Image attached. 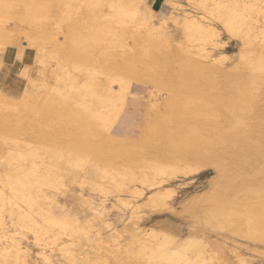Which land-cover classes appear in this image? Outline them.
<instances>
[{
	"label": "bare ground",
	"instance_id": "6f19581e",
	"mask_svg": "<svg viewBox=\"0 0 264 264\" xmlns=\"http://www.w3.org/2000/svg\"><path fill=\"white\" fill-rule=\"evenodd\" d=\"M5 1L4 0L1 1L0 5L2 2H4L5 5L9 4L8 0H7L8 4H6ZM66 1L67 3H65V6H63L64 8L62 10L63 11L62 15L63 14H64L63 16L66 15L65 17L66 20H64V18L63 19L60 17L59 18H60V21L64 20L68 22L69 20H67L68 19L67 17H71V16L76 17V15H79V14L81 17V15L83 14L82 11H85L87 6H88L87 7L88 9L89 8L93 9L95 8V6L97 7L98 10L95 8L96 9L95 11H93L94 9L91 11H89L90 9L89 10L86 9L87 10L86 13H88V17L89 15H91L90 20L94 19L95 13L100 14L99 5L101 6L100 1H103V0H85L84 1L85 9L82 8L83 9L82 11L80 10V7L78 9V6L81 4H79L77 8H75L69 4L68 0ZM127 1L130 2L131 0H126V1L125 0H115L114 2L116 4H114L112 0L111 4L113 3V5L111 6L117 10L113 9L114 13H112L113 11L111 9L112 11L111 13L114 14V16L112 15L111 16L114 18L110 17L111 19H113V20L111 19L110 20L112 22L115 19V23H109L107 20L106 21L108 23L107 22L104 23L105 19L108 18V16L107 17L103 16L102 21L104 20V22L102 24H99L98 22H100L101 18H99L100 19L99 20L98 17L100 15H98V16H95V18L97 17V19L99 20L98 21L96 19V21H98L96 22L98 23L96 26V24L94 23L95 19L92 20L93 23L91 21L92 24L89 22H86L85 21L87 20L85 19L86 15L84 14L85 16L83 18L85 20L81 18L82 21H77L76 23L75 19L73 18L75 23L73 25L71 24L72 26H69L74 31L72 34L69 31L71 36H69L70 39H69V45H68L70 46L69 50H71L72 52L71 54L74 56L76 60L75 61L74 59H71L73 60L72 62H74L73 63L74 68L72 69L75 70L76 68L75 66H77V68H79L78 71H80L81 69H86L88 67L89 71L87 72L89 73H86L87 75L86 74L82 75L80 79L77 77L79 79V81L77 80L78 82L74 80V77H72L74 81L70 79L66 86L57 85V87H54L55 95H53L54 97L51 100L52 104L49 106V108L52 111L56 110L57 115H59L60 117H65V119H67L69 123L68 124L69 131L63 134L62 137L59 136L60 138L59 137L57 138L55 135L57 134L62 135V133H60L62 131L61 130L62 127L60 126V123L59 125L58 124L55 125V127L53 128V131H54L53 134H55L54 135L55 138L54 137L53 138L55 140L56 139L58 140L56 141L54 140L55 143H53L52 146H50V143H49V145L48 144L44 145L45 147H43V150L41 149L44 153V156L42 157L43 168L41 167L42 160L39 159V156L38 158L36 157L37 160H40L39 163H41L40 167L43 170L42 172H45L47 175L46 177H44L45 175L44 176L42 175L43 177L42 176L38 177L40 178L39 180L41 184V186L39 187H42L43 182L41 183V181L42 179H45V178H48L47 181L50 182L48 183L46 181L48 185L54 186L55 183H56L55 184L56 186L60 185L61 182L60 184L57 182L62 180L63 175L59 176L58 175L59 172H62L65 174L64 180L68 179V181H70L69 183L73 182L74 184L76 183V180H78L81 172L85 173L86 175V173L90 171L91 173L99 172L102 175L101 176L102 183L106 181L107 183L105 182V184H108L109 187L111 188L110 184L112 183L109 184V182L111 181L113 182L116 181V184H117L119 183V181L126 182L127 180L128 181L130 180L128 183H131V180L134 178V174H136L133 172V170L136 169L137 171H139V173H137L136 175L140 174V176L138 175V177L142 179V184L146 186V189L153 190V189L158 188V190L151 192L148 198H146L147 199L146 201L148 202V204H151L149 205L150 206L149 208H151V206L154 204H157V207L160 205L163 206L165 200L171 197L170 192H168L167 190H161V189L159 190L160 187L163 188L164 183H166V181H168L169 179L167 180L162 179L161 182L157 179L159 182H155L153 177L150 178L147 175V173H151L153 170L157 171V173H159L158 175H161V174H167V172L169 171L173 173L172 169L178 168L177 171L179 170L180 172L186 171L185 174L188 175V173H191L193 171L196 173H199V172L201 173L203 169H205L208 166L211 168L210 170H212L214 173L213 174L214 176L209 180V189H210L209 193H213L216 189L215 175H217L218 173L219 174H222V173L229 174V172H232V169L234 168V172L236 171L235 173H237L239 175V178L242 180V181H239V185H238L239 187L238 186L236 187L237 189L239 188V191H241L240 188L245 190L243 192H239V191L237 192V189H236V191L234 190V193L232 195L234 196V199L232 198L234 201L231 204L233 205L234 210L235 208L238 209L237 210L238 212H235V213L232 212L234 214H230L231 211L229 212L227 210H223L221 208L223 206L221 205L219 208H217L219 204L216 203L215 202L216 200H215L214 203L215 205L217 204V206L216 208H214L213 207L214 205H213L212 206L213 208L211 207L212 210L208 209V211L210 210L211 212L209 211L208 213L207 209L204 207L206 209L204 210V212L206 211V214L207 213L208 214L206 215V218L204 220L205 223L203 222L202 223L206 225V229L208 227H209L208 229L211 228L210 230L211 232H212V229L215 230L217 228L219 229L218 231L220 232L221 230L224 229V231L228 230V232L229 230H235V232L237 233V231L240 232L243 228H246L250 234L252 233L253 235H255L258 231H260V229L261 230L264 229V12H262V15L260 14L261 12L259 13L256 12L260 14V16H262L260 25H257L259 21L254 22L253 20L254 15H252V13H254V11H257V9L254 8V6H257L258 4L263 3L264 0H250L252 3L256 4L254 6L253 4L249 5L248 2L250 1H248L247 2L248 4L246 5L243 1L242 3L241 1L239 2L238 0H228L229 3L227 4L225 0L224 4H227L228 6L226 7L225 12H222V14H220L221 10L218 12L217 11L218 9H215L218 14L214 18L217 19V21L221 24L224 30L230 35V37L238 40L241 44L238 54L236 53L238 57L237 59L238 61L235 60L237 61L236 64H234V67L230 68L229 70L227 69L224 70L226 67L221 68V64L225 65L222 62L225 60H228L226 55H221L219 59L214 60L211 57L210 52L206 49V46H208L209 43H212L213 42L212 39L216 37V34H215L216 32L210 29V26L207 25L209 23L206 24L202 18L201 19L200 17L195 18L194 16H190L191 14L189 13H188L189 15L183 13L182 18L180 17L184 23V24L182 23L183 26H185L184 27L185 32L183 31L182 32L185 33L186 34L185 36L189 39V41H191V42L186 41V43H189V44L195 43V45L197 46L195 50L197 51L192 53V50L191 51L187 50V48L185 47V49L180 48L181 49V54L179 53L180 55H177L176 54L177 52L176 53L173 52L175 53L174 55H172V52H169L171 53V55H169L168 51L170 49L171 42L169 44L168 38L165 37L164 35H156L153 32V30H150L151 27L149 30H147L148 32L150 31L149 33H147L148 34L147 36L148 38L152 37V39H147V41H144V43L142 44L139 42V40L142 37L140 38V35H139L140 33H137L140 30L141 26H139L137 22V16H138L137 11L138 10L136 8L138 6L136 4L141 1H137L136 4H133L134 2L132 3V1H135V0L131 1V5L132 4L134 5L133 7L134 9L130 8L131 6L129 7V4ZM200 1L203 3L204 0L203 1L200 0ZM206 1H205V5H206ZM57 2H60V1L57 0ZM49 3L48 5L52 6L50 5L51 3L50 4ZM108 4L110 5V3ZM214 4L217 5L218 3L217 4L214 3ZM84 5L82 7H84ZM220 5H223V4H220ZM90 6L91 7L94 6V7L91 8ZM204 6L203 8H200L202 9V12H203V9H205V12H207L206 14H209L213 11L211 10L212 9V6H211V8L209 7L210 10H208L209 11L208 13V11L205 8L207 5L205 7ZM217 6L216 8H219V6L218 7ZM42 7L43 9H45V11H47L46 9L50 8V7L47 8L44 6ZM26 8L27 10L26 9L25 10L28 12L25 11L26 12L25 14L26 15L28 14L27 16H29L28 20H26L27 22L29 21V19L33 20V19L40 17L38 14L40 11H42L40 10L41 9L40 4L39 6H31L30 8L26 6ZM53 8L54 7H51V9ZM215 10L214 12H216ZM222 11H224V9ZM245 11L248 12V15L243 14ZM45 13L47 14V12ZM0 14H1V6H0ZM44 17H46V15H44ZM132 22H134L133 23L134 27L139 26L140 28L135 29L136 31L135 30L131 31L132 28L130 29V23ZM147 22L148 21H146V24ZM146 24L144 27H146ZM180 26L183 27L182 25ZM153 29L155 30V28ZM78 31H81V32L79 33L78 36H75L74 34H78ZM82 32L83 34L84 33L85 34L84 35L81 34ZM156 33H158V31H156ZM6 34L8 35V33ZM115 34L117 35V37H115ZM26 35L27 34H25V36ZM72 35H74L75 37ZM2 36L5 37V35H2ZM8 36H9L8 39L10 40L11 39L10 35ZM127 36H130L129 41L133 40L132 43L135 45V46L134 45H131V46L138 47L139 49L138 56L136 55L137 54L136 52L131 50V46L128 47V45H126L127 44L126 42L128 41L125 42V40L124 41L122 40L125 37L127 38ZM141 36H144V35L141 34ZM38 38L40 39V37ZM144 38L142 39L145 40L146 38L145 39ZM66 39H67V35H66ZM188 39H184V40H188ZM83 40L84 41L86 40L88 42V44H86L87 42L85 43L87 46H83L84 44V42H82ZM13 41L15 40L13 39ZM48 41H50V39ZM10 43H13V42L11 41ZM220 46H222V43L220 44ZM31 47L33 48V45H31ZM21 48L22 46L20 47L19 50H18V47L17 49L15 48V50L18 51V54H19L18 55L16 53L18 55L16 56L17 58L22 56L20 55V52H19L21 51ZM36 48H34V50ZM173 48L174 46L172 47V49ZM54 49L56 50L57 48L55 47ZM65 50H62V51L67 52L68 49L66 51ZM62 51H61V54H62ZM36 53H37V49H36ZM57 54H54L56 55L54 56V58L58 57ZM64 54L68 56L66 53ZM4 56H2L1 54L0 57L3 58ZM97 56L99 58L101 57V59H98ZM169 56L170 58L171 57L173 58L172 60V62L174 61L173 65L169 64L170 62H168L171 60V59L170 60L168 59ZM61 57L66 59L65 56L63 57L61 55ZM138 59L140 60V62L141 61L143 62V63L141 62L140 66L143 64L142 66L144 67H145V64L143 60H148V64L146 66V72L142 75L138 74V71H137L138 67H136L135 65V62ZM1 60L2 59H0V65H1ZM139 60H138V63H139ZM72 62L70 63L71 67H73ZM81 65L85 67L87 66V67L86 68L82 67L80 69ZM142 66H141V69H142ZM155 67L159 69V71L157 70L158 73L155 71L156 70ZM66 70L68 72L67 68ZM143 70H140V71H143ZM70 71L73 72L72 70ZM68 74L70 73L68 72L66 73V76L64 75L66 79H67ZM98 75H104V76L106 75L107 77L111 76V80L110 82L104 81V80L99 82L96 80L97 79L96 76ZM72 76H74V74ZM65 77H64L63 82L65 81ZM135 80H139V81L141 80L143 82H151L152 85H154L152 87L156 89L155 91L158 93H162V91H165V94H163V96L162 95L159 96L160 99L161 98L164 99L165 109H164V112L163 110L162 112H160L159 107L153 106L154 104L152 103V105H150L151 107L149 106L150 108L148 109L147 114H146V117L148 118L144 124L146 131L143 137H141V139L143 138L142 143L137 144L136 142H132L130 146H122L120 145V133L122 131L121 129L113 131L112 126L116 124L119 118L122 117L124 113V108L127 103L126 97L128 94L129 85L132 81H135ZM80 82H82L81 85L79 84ZM114 82L117 84L116 89H113L112 86L110 85V83L112 84ZM60 84L62 85L61 82L59 83V85ZM180 94H188L193 97L192 102L190 101V104H189L190 106L187 109L183 108L185 106H180L181 103H184V101H186V97L183 95V98L185 97V99H183L180 97ZM179 99L184 100V101H181V103L179 102L180 104H178L177 100ZM19 100L16 99L15 101L17 102ZM7 101H10V99L7 98L6 95H3L2 93H0V107L1 108L6 107L7 105L9 106V104H6ZM26 103L22 105H25ZM28 104L27 106L29 107L30 104L29 105ZM14 110H16V108ZM10 116H9V113L7 114L5 112H2L0 114V127L2 126L0 128V184H1L0 185V264H7L9 263L8 261L10 259L11 260L13 259L12 261L14 263L18 262V260L16 259L17 260L16 261L15 258L21 259L20 257L21 255L19 256L18 254L23 253V252H20L21 244H18L20 245L19 247L16 244V241L14 240V235H15L14 231H13V236L11 237L7 236V234L3 232L6 230V226H4L5 222L3 223V220H2L4 211L8 212L7 215H9L11 219H13V217L15 218L16 222L14 221V223H16L15 225L19 227L17 228L18 230L20 228L21 229L24 228L26 230L30 229L31 231L36 230V232L34 231L36 236L38 235L36 234L37 230H39L38 228L43 227V225L45 228L46 226L47 227L49 226V229L52 228L55 232L57 230L59 231L60 229H66V223L62 221L61 219H59L55 214L48 213V216H47L46 215L47 211L46 212L41 211V214H42L41 219L37 218L40 215L39 213L40 211L38 212L39 215L38 214L36 215L35 213H33L37 217L29 214L31 213L30 212L31 206L37 203V201L34 199L35 202L34 200L33 202H31L33 197L31 196L32 198L30 199V196L28 194L29 192H27L26 190L28 187L26 188L25 185L29 183L27 180L28 177L26 179L28 183H25V181L23 182L20 180L25 177L27 170H26V167H24L23 165L24 162L19 167V164L22 163L21 162L22 159L20 160L18 156L21 157L22 155L23 156H27V155H24L23 152H18V150H17L18 156L16 155L17 153L15 152V155L18 158L15 157V155L9 154V150H10V153L11 152L14 153V150H15L14 148V150L12 151L9 148V146L11 147L12 144L16 143L18 144L19 147H22L20 146V144L22 145V142H23L22 138L24 137L22 134H20L22 136H18V135L15 136V137H18L17 138L18 140L21 139L20 144L18 143L19 141L17 139H16L17 141L15 142L13 141L14 134L12 131L13 126L10 124V118H9ZM159 123H161V126L162 127L164 126V128L167 129V131L169 130V132H171V133L169 132L167 133L170 134L168 135L170 136L168 140H169L170 152L172 153L170 154L172 155V159H170V157L167 156L165 152H162V153L160 152L159 155L153 154L154 158L152 159H150L148 156L150 155V152L152 151H155V153L156 151L159 153L161 149L164 151V147L158 144L156 145V142L160 140V138H162L161 135L159 134L160 128L158 129L157 127V124ZM13 125L14 126L16 125L15 122L13 123ZM19 125L21 126L22 124H19ZM9 126H12V128H10ZM16 134H19V133H16ZM50 135L51 134H49L48 137H50ZM26 138L29 139L30 136L29 138L26 136ZM26 138L24 137V139ZM53 138L49 139L50 142L51 140H53ZM31 139L32 138H30L29 141ZM29 141H27L26 143L30 145V143L32 142L30 141L29 143ZM36 141L38 143L39 139H37ZM11 142L12 144L10 145ZM45 142L42 144H45ZM33 143H32V146H33ZM16 144L13 145V147L16 146V149H18ZM27 144L24 147L26 148V150L24 149V152L28 151L29 149L27 148L29 147V145ZM32 146H30L31 149L32 148L38 149V147L40 149V146H36V147H32ZM31 149H29V151ZM37 149H34V150L36 151ZM20 153L21 154L23 153V154L20 155ZM43 153L41 154V151H40L39 153L40 156H42ZM32 158L33 157L29 158V160ZM27 159L28 158L24 159L26 163L29 161V160L27 161ZM115 160H118L116 164L113 163V161ZM15 163H17L16 168H15ZM26 163H25V166L28 164L27 166L29 167L30 164L29 163L26 164ZM102 165L104 166V168H102V169H105L104 171L103 170L101 171ZM34 166L32 167L34 168ZM197 167H199L200 169L197 170L196 169ZM37 170H38V174H40L41 171L39 172L38 168ZM110 170L112 171L108 173V171ZM32 171H35V169ZM177 171H175V173ZM35 172H36L35 174H37V171ZM229 175L231 176V174ZM229 175L227 176L226 179H229V178H232L234 180L236 179V178H233L234 176L230 177ZM138 177H137V180H138ZM173 177H174V173H173ZM219 178H220V175H219ZM31 179H34V178H31ZM35 180L37 181L38 179H34L33 181ZM29 181H32V180L29 179ZM36 181H35V184H36ZM79 181H81V179ZM220 181H217V182H220ZM228 182L230 181L228 180ZM33 183H32L31 189H33L32 188ZM47 183H45V185H47ZM116 184H114L115 186L113 187L116 188L117 185L118 187L123 186L120 183H119L120 185L119 184L116 185ZM220 184H222V182H220ZM37 185L34 187L35 193L37 191L39 193V190L35 189ZM225 185L226 184H224V187ZM56 186H54V188L58 189L59 187L58 186L56 187ZM227 186H229L228 188L230 189V185L227 184L226 187ZM24 187L26 189H24ZM119 189H121V187H119ZM135 189L137 188H134L133 190L135 191ZM232 189L230 192H233ZM226 191L229 192V190L227 189ZM34 192L32 194H34ZM188 198L187 200H185V202L183 201L184 202L182 204L183 207L190 205V204H197L199 200L202 198V195L192 196L190 199ZM220 202L221 201H219V203ZM31 203L33 204L31 205ZM145 204L148 205L147 203ZM36 205H38V203ZM146 205L144 206L146 207ZM28 207H30L28 209L30 210L29 213L27 212V209H26ZM153 208H156V206H154ZM220 208L223 211L219 210ZM38 209H40V207ZM41 210L43 209L41 208ZM43 213L45 214V217L43 216L44 215ZM197 218H200V217H197ZM3 226L5 230H3L2 228ZM11 227H14V226H11ZM64 233L65 232L62 231V234ZM8 234L10 235L11 233H8ZM19 234L22 235L21 231L18 234L16 233L17 236ZM144 234H147V233H144ZM53 235L55 236L54 233ZM216 235H218L217 232H216ZM199 238L203 240L206 244V253H204L205 251L203 252V250L201 249L194 256L183 255L179 249L181 248V244H177L175 249H171L169 245L171 244V241L173 242V239L172 237L169 236V233L165 231H159L158 233H155L152 231L150 234H147L145 238L138 236L137 233L133 234L132 237H127L126 248L129 247L128 248L129 255L132 256V259L134 260L135 264L136 263L137 264H229L227 257L225 255V252H224L225 250L224 248H227V245H224V243L223 244L221 243L224 246H220L219 244L220 242L218 243L217 240H210L208 236L206 237L202 235V236H199ZM2 239H5L6 242L9 241L7 242V244L8 243L9 244L4 245L6 243L5 240H4L5 242L4 244L1 243ZM105 240L106 239L104 238L103 241ZM226 240L228 239L226 238ZM103 241L101 242L102 243L106 242V241L105 242ZM72 245L73 244H71V246ZM63 246L66 247L65 244ZM137 247L139 248L138 250L136 249ZM72 248L73 247L70 248L71 250L67 248V250L68 249L70 250L69 252L65 250V248H62L61 250L63 251L64 249L65 251L64 255H62L63 254L62 252H61L62 253L61 255L66 261H69V260L71 261V259H73L72 255H74L75 250H72ZM57 251L60 252V250H57ZM112 253H115V251H113ZM23 255L25 256L26 253ZM114 256L116 255L114 254ZM41 258L43 259V257ZM49 259L50 258H47L45 256L42 263L50 264ZM45 260H47V262ZM22 263L24 264L25 261L24 262L22 261ZM34 264H36V261ZM105 264H106V261H105Z\"/></svg>",
	"mask_w": 264,
	"mask_h": 264
},
{
	"label": "rangeland",
	"instance_id": "374dc122",
	"mask_svg": "<svg viewBox=\"0 0 264 264\" xmlns=\"http://www.w3.org/2000/svg\"><path fill=\"white\" fill-rule=\"evenodd\" d=\"M1 1H3V0H0V2ZM8 1H9L8 2L9 4L7 3V0L5 1V3L8 5H5L4 2H2L0 5L1 6V14H0L1 15L0 16V28H1L0 29L1 30L0 31L1 32L0 33V38H1V40H0V56H1V54H2V56L6 55L3 58L0 57V59H2L1 65H0V93H2L3 95H6V97L9 98L10 101H7V103H6V104H9V106L8 105L6 106L7 108L6 107H4V108L0 107V114L2 112H5L7 114L9 113V116L11 115L9 118H10V124L13 126V128H12V126H9V127L12 128V131L14 134L13 135L14 136L13 137L14 142L18 140L17 139L18 137H15L17 135L18 136L23 135L25 138H26V136L28 138L30 136V138H32L30 141L32 143L34 142L33 146H32V143H30V141H29L30 138L29 139L26 138L27 139L26 140V139H24V137L23 138L21 137L22 141H23L22 145H21L20 144L21 139L19 137L20 140H18L19 141L18 143L22 147H19L18 144L15 143L18 147V149H16V146L13 147V145H15V144H12V142H11L10 145L12 144L11 147L13 149L10 146H9V148L12 151L14 150V148H15V150H14V153L13 152L10 153V150H9V154L15 155V152L17 153V150H18V152H23L24 155H27V156H23L22 155L23 153L22 154L20 153V155H22L20 157V156H18V153H17L16 155L19 157L20 160L21 159L24 160V159L28 158L27 159V161H28L29 158L33 157L32 159H30L27 162L31 165V167L35 165L34 168L32 167L33 169L30 167V165H29L30 168L27 166L28 164L26 163L25 160L24 161L21 160L22 163H20V161H19L20 164L18 163L19 167H20L24 162L23 165H24V167H26V170H27V172L25 174L26 178L24 177L23 179H20V180L23 182L25 181V183L29 182L27 185H25V187L26 188L30 187L29 188L30 190L28 188L26 189L25 187H24V189H26L27 192H29L28 194L30 196V199L33 197L32 201L31 200L30 201L33 202V200L35 199L38 203V205H36L37 203H35V204L31 203V205L32 204L33 205L32 206L30 205L31 208L30 207L26 208L27 212L29 213V211L31 210L30 211L31 213H29V214L32 216H35V217H37L36 215L37 214L39 215V213H40L39 217H37L39 219L42 218L41 211L42 212L47 211L46 212L47 216H48V213L49 214H55L59 219H61L62 221H64L66 223V229H60L59 231L57 230L55 232L52 228L49 229V226L48 227L46 226V228H45L43 225L44 228L43 227L38 228L40 231L37 230L36 234H38V235L36 236L35 235L36 230H34L35 232L31 231L30 229H27L28 230L27 231L24 228H22V229L20 228L18 230L17 228H19V227L17 225H15L16 223H14L15 218L13 217V219H11L9 217V215H7L8 212L4 211L2 220H3V223L5 222L4 226H6V230L3 226L2 228H3V230H5L3 232L6 233L7 236L11 237V236H13V231H14V234H15L14 240L16 241L17 245L21 244V247H20V245H18V246L20 247V252H23L21 254L20 253L18 254L19 256L21 255L20 256L21 259L15 258V260L17 259L18 262L14 263L12 261L13 259L12 260L10 259L11 262L9 260L8 261L9 263H7V264H13V263L14 264H20V263L23 264L22 261L23 262L25 261L24 264H26V263L27 264H30V263L34 264L35 261H36V264H43L42 261L44 260L45 256L47 258H50L49 259L50 264H105V261H106V264L107 263L108 264H116L118 261L119 262L117 264H129V263L135 264L134 260L132 259V256L129 255V252H128L129 247L126 248L127 237H132L133 234L137 233L138 236L145 238L146 235L150 234L152 231L155 233H158L159 231H165V232L169 233V236L172 237V239H173V242L171 241V244L169 245V247L171 249H175L177 244H181V248H179V249L183 255L194 256L201 249L203 250V252L205 251L204 253H206V244L203 240H201L199 238V236L203 235L206 237L208 236V238H210V240H217L218 243L220 242L219 243L220 246L227 245V248H224L225 249L224 252H225V255L227 257L229 264H264V240H263L264 239V229H262V230L260 229V231H258L255 234L256 235L255 236L252 233L250 234L246 228H243L240 232L237 231V233L235 232V230H229V232H228V230L224 231V229L221 230V232H220V231H218L219 229H217V228L215 230L212 229V232H211L210 231L211 228L208 229L209 227L207 226L208 228L206 229V225L203 224V223H205L204 220L206 218V215L209 213L210 210H212L211 207L214 205L213 207L216 208L217 204L215 205V203H214L215 200H216L215 202L219 204L217 206V208H219L221 205V206H223V207H221L223 210H227L229 212L231 211L230 214H234L235 212H238L237 208H235V210H234V207L231 203H233V201H234L233 200L234 196H232L234 193V190L236 191V189H237L236 186H238L239 181H242V180L239 178V175L237 173H235L236 171L234 172V168L232 169V172H229V174H231V176L228 173L227 174L230 177L234 176L233 178H236L237 180L236 179L234 180V179L229 178V177H228L229 179H226L228 176L226 173L225 174L224 173H222V174L218 173L217 175H215V178H216V189H215V191H216V193H215V191L213 193H209V190H210L209 189V180L214 176L213 175L214 173L212 170H210L211 168L208 166L205 169H203V171L201 173L200 172L196 173L193 171V172H191L192 174L188 173V175L185 174L186 171L180 172V170L177 171L178 168H174V169H172L173 173H174V177H173V173H171L170 171L167 172V174L158 175L159 173H157V171L153 170L151 173H147V175L150 178L153 177L155 182H159V181L161 182L162 179L163 180L169 179L168 181H166V183H164V185L162 184L163 188L160 187L159 190L160 189L161 190H167L168 192H170L171 197L169 199L165 200L163 206H161L159 204L161 207L160 206L157 207V204H154L151 206V208H149L150 207L149 205H151V204H148V202L146 201L147 200L146 198H148V196L151 194V192L158 190V188L153 189V190L146 189V186L142 184V179L138 177V175L140 176V174L136 175L137 173H139V171H137L136 169H134L135 171L133 170V172L136 174H134V178L132 179L134 181L131 180L132 184L128 183L130 180L129 181L127 180L126 181L127 183L125 181H122L123 184L121 181H119V183L121 185L125 186V187L119 186V187H121V189H119V187L117 185L119 183L116 184V181L115 182H113V181L109 182V184L112 183V184H110V186H111V188H110L108 184H105L106 181L102 183V181H101L102 175L99 172L98 173H91L90 171L87 172L86 175H85V173L81 172L78 180H76V183H74V184H73V182L69 183L70 181H68V179L64 180L65 174L62 172H59L58 175L59 176L63 175V176H62V180L57 182L59 184L61 182L60 185H57L59 187L58 189L54 188V186H56L55 185L56 183L54 184V186L48 185V183H50L47 181L48 178H45V179L41 178L42 179L41 183L43 182L42 183L43 185H42V187H39V186H41V184H40V180H39L40 178H38V177H41L42 175L43 176L45 175L44 177L47 176L45 172H42L43 171L42 170V168H43L42 157L44 156V153L42 150H43V147H45L44 145H46V144L49 145V143H50V146H52L53 143H55L54 142L55 136L57 138L59 136L62 137L63 134H65L66 132L69 131L68 130L69 129L68 128L69 123H68L67 119H65V117H60L59 115H57L56 110L52 111L49 108V106L52 104L51 100L54 97L53 95H55V90H54L55 88L54 87H57V85L58 86H66L70 79L73 80L72 77H74V80L79 81V79L82 77V75L89 73V72H87V71H89V68L87 66H86L87 68L85 66H82V65L80 66V69L83 67V68H86L87 70L81 69L80 71H78L79 68H77V66H75L76 67L75 70L72 69V68H74V66H73L74 62H72L73 60H71V59L75 60V58L71 54L72 52H71V50H69L70 46H68V45H69V39H70L69 36H71V34L74 31L69 26H72L75 23V21H76V23H77V21H82V19L83 20L87 19L85 21L89 22V23H91V21L95 19L94 23L97 26L98 23L102 24L104 22V20L102 21L103 16L104 17L108 16V18H106V19L104 18L105 19L104 23H106L107 21L109 23H115V19H114V21L111 22V20H113V19L110 18V17L114 16V14H112V13H114L113 9H115V8H113L111 6V5H113V3L111 4L112 0H105L106 2L104 0L100 1V4L102 6L101 7L99 5L100 14L95 13L94 19L90 20L91 15H89V17H88V13H86V11H87L86 9H88L87 8L88 6L86 5L87 7L85 9V5H84L85 0H72V1L68 0L69 4L75 8H77V6L79 4H81L78 6V9L80 7L81 11L83 9H85V11H82L83 14L81 15V17H80V14L76 15V17L71 16L72 18L67 17L68 18L67 20H69L67 22V21H64V20H66V18H65L66 15L65 16H63L64 14L62 15V13H63L62 10L64 8L63 6H65V3H67L66 0H64V1L58 0L60 2L62 1L61 3L57 2V0L56 1L52 0L53 2L51 0L50 1L49 0H8ZM47 1H48V3L50 2L51 4L50 3L49 4L52 6H49ZM114 1L115 0H113V2ZM131 1L130 2L127 1V2L129 4V7L131 6L130 8H132V9H134L133 4H136L137 1H141V2L136 4L138 7L137 8L135 7L138 10L137 11L138 12L137 22H138V25L141 26V28L139 26L134 27V25H133L134 22L130 23V29L132 28L131 31H134L135 29L140 28L139 31L137 30L138 31L137 33H140L139 34L140 38L141 37L146 38V39L144 38L145 40H143L142 38H141L142 40L141 39L139 40V42L141 44L144 43V41H147V39H152V37L148 38V36H147L148 35L147 33L150 32V31L148 32L147 30H149L151 27L150 30H153V32L156 35H164L165 37L168 38L169 44L171 42V45H170L171 51H170V49L168 51L169 55H171V53H169V52H172V55H174L176 52H177L176 53L177 55H180L181 49L182 48L185 49V47L187 48V50H190V51L192 50V53L196 52L197 50H195V49L197 48V46L195 45V43H190V44L186 43V41H189V39L185 36L186 34L183 33V32H185V28H184L185 26H183L184 23L181 19L183 13L187 14V15L191 14L190 16H194L195 18L200 17V19L202 18L206 24L209 23L207 25L210 26V29H212L214 32H216L215 33L216 37L212 39V41H213L212 43H209V45L206 46V49L210 52L211 57L214 60L219 59L221 55L227 56L228 60H225L222 62L225 65L221 64V68L226 67L224 70H226V69L229 70L230 68H233L234 64H236V62L238 61L237 60L238 57H237L236 53L238 54V51L240 50V47H241L240 42L238 40L230 37V35L224 30V28L217 21V19L214 18L218 14L217 11L219 12L221 10L220 14H222V12H225L226 7H228L227 6V4L229 3L228 0H226L227 4H224L225 0H221V2H220V0H215V1L214 0H208V1L202 0L203 3L200 0H196V2H195V0H135V1H132V3L134 2L132 5H131ZM197 1L201 7L198 5ZM205 1H206L207 6L205 5ZM238 1L239 2L243 1L246 5L248 3H249V5H251V4H253V6L256 5L255 3H252L250 0H238ZM248 1H250L251 3ZM108 3H110V5ZM214 3H216V4L218 3L217 5L219 6V8H216L217 5H215ZM39 4H40V8H41L40 10H42V11L39 10L40 12L38 13L40 17L33 19V20L29 19V21L27 22L26 20H28L29 16H27L28 14L27 15L25 14L26 12H28V11H26L27 10L26 6H28V8H30L31 6H39ZM114 4H116V3L114 2ZM201 4L203 6L204 5L206 6V7L205 6L204 7L206 8L207 11L210 10L209 7L211 8V6H212L211 10H213V11L212 12L210 11L211 13H209V11H208L209 14H206L207 12H205V9H203V12H202V9H200V8H203V6ZM220 4H223V5H220ZM83 5H84V7H82ZM42 6L47 7V8L50 7V8H48L49 10L46 9L47 11H45V9H43ZM51 7H54V8L51 9ZM93 7H91V8H93ZM220 7H221V9H220ZM95 8L97 9L96 6H95ZM95 8H93L94 10L90 9V8H89L90 10L89 9L88 10L89 11H91V10L95 11L96 10ZM254 8H256L257 11H254V13H252V15H254L253 20H254V22L259 21L257 23V25H260L261 24V17H262V16H260V14L262 15V12H264V2L258 4L257 6H254ZM111 9L113 12L111 11ZM215 9H218V10L216 11ZM223 9H224V11H222ZM43 10L45 12H47V14ZM115 10H117V9H115ZM214 10L216 12H214ZM49 11L52 13H50ZM256 12H258V13L261 12V13L258 14ZM243 14L248 15V12L245 11ZM44 15H46V17H44ZM98 15H100L98 17V19L101 18V20L99 19L100 22H98L99 20L97 19V17L95 18V16H98ZM84 16H85V19L83 18ZM59 17L62 19L64 18V20L60 21ZM73 18L75 19V21L73 20ZM79 18H80V20H79ZM112 18H114V17H112ZM40 19H41V21H40ZM96 19L98 21H96ZM108 19L109 20L111 19V20L109 21ZM88 20H90V21H88ZM146 21H148L147 24H146ZM96 22H98V23H96ZM92 23H93V21H92ZM57 24L59 25V27ZM145 24H146V27H144ZM180 25H182L183 27H181ZM152 27L155 28V30ZM56 28H58V29H56ZM182 28H183V30H182ZM130 29H129V31H130ZM69 31L71 34L69 33ZM156 31H158V33H156ZM4 32L8 33V35H10V38L12 40L11 39L9 40L8 39L9 36ZM80 32L81 31H78V34H74V35L78 36ZM142 32H144L146 35ZM25 34H27V35L25 36ZM81 34H83V32ZM141 34L144 36H141ZM2 35H5L6 38ZM66 35H67V39H66ZM74 35H72V36H74ZM38 37H40V39ZM115 37H117L116 34H115ZM115 37H113V38H115ZM127 38L125 37L122 39L123 41L125 40V42L128 41V42H126L127 43L126 45H128V47H130L131 45H134L132 43L133 40L129 41L130 36H127ZM13 39L15 41H13ZM49 39L51 42L48 41ZM184 39H188V40H184ZM81 40H82V38H81ZM11 41L13 43H10ZM66 41H67V43H66ZM82 42H84V44H85L87 41L83 40ZM189 42H191V41H189ZM8 43H10V44H8ZM221 43H222V46H220ZM55 44H56V46H55ZM57 44H58V46H57ZM84 44H83V46H87L86 44H88V42L85 45ZM172 44L174 46L173 49H172V47H173ZM18 45L20 47L22 46L21 51H19L20 55H22V56L18 57L19 59L16 57L19 55L18 51L15 50V48L17 49V47H18V50L20 49V47ZM31 45H33V48L31 47ZM157 45H159V44H157ZM134 46H131V50L136 52L137 53L136 55L138 56L139 49H138V47H134ZM53 47L54 48L56 47L57 49L55 50ZM34 48L37 49V53H36V49L34 50ZM65 49L66 50L68 49L67 52L62 51ZM52 50L55 52H53ZM61 51H62V54H61ZM52 52H53V54H52ZM173 52H175V53H173ZM64 53H66V54L69 53L70 55L67 54L68 56H66ZM54 54H57L58 57L54 58V56H56ZM61 55L63 57L65 56L66 59L62 58ZM68 58L72 62L73 67H71V65H70L71 62L69 61ZM63 59H65L66 61ZM98 59H101V57L100 58L98 57ZM168 59L169 60L171 59L170 61H168V62H170L169 64L173 65V62H174V61L172 62L173 58L172 57L170 58V56H169ZM138 60H136L135 65H136V67H138L137 68L138 74L142 75L146 72V66L148 64V60H143L145 67L142 66L143 65L142 64L141 65L142 69L140 66L142 61L140 62V60H139V63H138ZM235 60H237V61H235ZM145 61H147V62H145ZM65 63H66V65H65ZM78 67H79V65H78ZM66 68L68 69V72L70 73V74H68L67 79L65 77L66 73H68ZM139 69L140 70L145 69V70L140 71ZM155 69L154 70L158 73L159 69L157 67H155ZM70 70H72L73 72H71ZM140 72H142V73H140ZM73 74H74V76H72ZM105 76L104 75H98V76H96L97 77L96 80L99 82L103 81V80L110 82L111 76L110 77L109 76L105 77ZM64 77H65V81L63 82ZM76 81H75V83H76ZM60 82L62 83V85L61 84L59 85ZM140 83H142V84H140ZM53 84H55V85H53ZM79 84L81 85L82 82H80ZM110 85L112 86L113 89L117 88V84L115 82L112 84L110 83ZM152 86H154V85H152L151 82H143L141 80L140 81L135 80V81H132L130 83L129 88H128L129 95L127 96V103H126V106L124 108V113H123L122 117L117 120L116 124H114L112 126L113 131L118 130V129H121V131H122L120 133V145L130 146L132 144V142H136L137 144L142 143L143 138L141 139V137H143V135L145 134V131H146L144 124L148 118V117H146V114H147L148 109L151 107L150 105H152V103L154 104L153 106L159 107L160 112H162V110L164 112V109H165L164 108V105H165L164 99L163 98L160 99L159 96L160 95L163 96V94H165V91H162V93H158L155 91L156 89H154ZM53 90H54V92H53ZM24 93H25V95H24ZM183 95L186 97V101L179 99V100H177V102H178V104H180L181 101H184V103H181L180 106H185L183 108L187 109L190 106L189 104H190V101L192 102L193 97L191 95H188V94H180V97L183 98ZM178 97H179V95H178ZM185 97L183 99H185ZM23 98H25V99H23ZM16 99H18V100L20 99V100L16 102L15 101ZM26 99H27V101H26ZM10 102H11V104H10ZM24 103H26V104L22 105ZM27 104L29 105V107L27 106ZM15 106H17V107H15ZM22 106L25 108H23ZM15 108H16V110H14ZM22 108H23V110H22ZM15 119H16V121H15ZM20 120H21V122H20ZM14 122L16 124L15 126L13 125ZM22 122H24L25 124ZM59 123H60V126L62 127L61 130L63 132L62 131L60 132V133H62V135H60V134L55 135V134H53L54 133L53 128L55 127V125H57V124L59 125ZM19 124H22V125L20 126ZM157 127H158V129L160 128L159 134L161 135L162 138H160L161 141L158 140L159 142L158 141L156 142V145L158 144V145H161L162 147H164V151L162 149H161V151H159V153L157 151H156V153H155V151H152L154 153L150 152V155H148V156L150 159H152V158H154L153 154L159 155L160 152L161 153L165 152V154L167 156H169L170 159H172V155H170L172 153L170 152V146H169V140H168L170 137L168 135H170L169 133H171V132H169V130L167 131V129H165L164 126L162 127L161 123L157 124ZM51 131H52V133H51ZM167 132H169V133H167ZM16 133H19V134H16ZM20 134H22V135H20ZM49 134H51L50 137H48ZM52 134H53V136H52ZM45 137H47V138H45ZM51 138H53V140H51V142H50L49 139H51ZM37 139H39L38 143L36 141ZM40 139H41V141H40ZM56 140H58V139H56ZM27 141H29L30 145L26 143ZM44 142H45V144H42ZM25 143L27 145H29V147H27L29 149H31L30 146H32V147L40 146V149H39V147H38L39 150L37 148H34V149H37L35 151L32 148L30 151L28 149V151L24 152V149L26 150V148H24L26 146ZM35 143H36V145H35ZM21 150H23V151H21ZM37 151L39 153L41 151V154L43 153V155L40 156V154ZM168 151H169V153H168ZM35 152H37L38 154ZM31 153H32V155H31ZM28 154H29V156H28ZM16 155H15V157H17ZM38 156H39V159L42 160L41 161L42 166L40 165L41 163H39L40 160L36 159V157L38 158ZM31 160H33L35 164ZM117 162H118V160L113 161L114 164H116ZM25 163L27 164L26 166H25ZM16 164L17 163H15V168L17 167ZM102 166H101V171L102 170L104 171L105 169H102V168H104V166L103 167ZM37 168L39 169V172L41 171L42 173L40 172V174H38ZM34 169H35V171H37V174H35L36 173L35 171H32ZM196 169L199 170L200 168L197 167ZM111 171L112 170L108 171V173H110ZM175 171H177V172L175 173ZM32 172H33V174H32ZM43 173H45V174H43ZM30 174H31V176H30ZM223 174H224V176H223ZM219 175H220V178H219ZM135 176L138 177V180H137V177H135ZM27 177H28V179H27ZM31 178L38 179L37 181L35 180L36 184H35V181H33L34 179H31ZM26 179L28 180V182ZM29 179L32 180L34 183L32 181H29ZM80 179H81V181L82 180L83 181L82 182L79 181ZM228 180L230 182H228ZM233 180H234V182H233ZM62 181H63V183H62ZM217 181L222 182V184H220V182H217ZM30 182L33 183V187H32L33 189H31L32 183H30ZM45 183H47V185H45ZM34 184H35V186L38 184L37 187L35 188V189L39 190V193L36 190L37 194L34 192L35 191L34 190V187H35ZM114 184L117 185L116 188L113 187V186H115ZM224 184L230 185V189L228 188L229 186L226 187V185H225V187H224ZM134 188H137V189H135V191H134L133 190ZM101 189H103V190H101ZM226 189L229 190V192L226 191ZM231 189L233 190V192H230ZM240 190L241 191H239V188H238L237 192L238 191L239 192L245 191L241 188H240ZM30 191H31V193H30ZM33 192H34V194H32ZM33 195H35V196H33ZM200 195H202V198L199 200V202L197 204H190V205H187L185 207L182 206V204L185 202V200H187L188 197H189L188 199H190L192 196H200ZM230 196H231V198H230ZM35 200H34V202H35ZM219 201H221L222 203L221 202L219 203ZM143 203H144V205H146L145 203H147L148 205H146V207H145L143 205ZM154 206H156V208H153ZM39 207H40V209H38ZM204 207L207 209V211H208V209H210L207 214H206V211L204 212V210H206ZM29 208H30V210H28ZM41 208L43 210H41ZM202 208H203V210H202ZM221 208L219 210H222ZM232 212H234V213H232ZM33 213H35L36 215ZM203 213H205V214H203ZM197 215H199V216H197ZM43 216L45 217V214ZM197 217H200L201 219L197 218ZM5 219H6V221H5ZM10 225L14 226V227H11ZM7 226H9V227H7ZM12 228H13V230H12ZM212 228H214V227H212ZM48 230H50L52 232L54 231L53 233L55 234V236L53 235L52 232H50ZM20 231H21L22 235L19 234L17 236L16 233L18 234ZM62 231L65 233L62 234ZM222 231H223V233H222ZM31 232L32 233L34 232V233L32 234ZM42 232H44V233H42ZM118 232H120V233H118ZM216 232L220 237L218 235H216ZM8 233H11V234L9 235ZM116 233H118V234H116ZM144 233H147V234H144ZM104 238L106 239L105 240L106 242L103 241ZM226 238L228 240H226ZM2 240H1V243L4 244L6 242V240L5 239H2ZM4 240H5V242H4ZM70 241L71 242L74 241V242L71 243ZM101 241H103L105 243H102ZM7 242H9V241H7ZM7 242L4 245H8L9 243L7 244ZM66 243H68V244H66ZM221 243L222 244L224 243V245H222ZM64 244L66 245V247L63 246ZM71 244H73V245L71 246ZM68 246H70V247H68ZM71 247H73L72 250H75L74 255H72L73 259H71V261L70 260L66 261L62 257V255H64L65 251H64V249H63V251H61V250H62V248H65V250H67V248L70 249ZM94 247H95V249H94ZM228 247H230V248H228ZM69 249L67 250L68 252L71 250V249L70 250ZM136 249L138 250L139 248L137 247ZM21 250H23V251H21ZM57 250H60V252ZM112 250L115 251V253H112L113 252ZM124 250H125V252H124ZM24 252L26 253L25 256L23 255V254H25ZM230 253H231V255H230ZM114 254L116 256H114ZM128 255H129V257H128ZM39 256L43 257V259ZM40 259H41V261H40ZM29 261H30V263H29ZM31 261H33V262H31ZM45 261L47 262V260H45Z\"/></svg>",
	"mask_w": 264,
	"mask_h": 264
},
{
	"label": "crops",
	"instance_id": "0c3cea01",
	"mask_svg": "<svg viewBox=\"0 0 264 264\" xmlns=\"http://www.w3.org/2000/svg\"><path fill=\"white\" fill-rule=\"evenodd\" d=\"M129 95V92H128V94H127V96ZM126 99H127V97H126Z\"/></svg>",
	"mask_w": 264,
	"mask_h": 264
}]
</instances>
